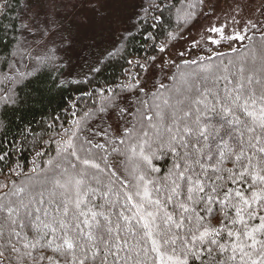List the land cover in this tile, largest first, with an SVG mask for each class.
<instances>
[{"label":"snow or ice","instance_id":"snow-or-ice-1","mask_svg":"<svg viewBox=\"0 0 264 264\" xmlns=\"http://www.w3.org/2000/svg\"><path fill=\"white\" fill-rule=\"evenodd\" d=\"M16 3L20 12L11 27L18 35L0 61L7 68L0 69V84L13 86L35 77L59 50L78 55L73 27L80 28L65 0ZM103 64L97 58L89 73ZM191 64L198 70L181 71L176 89L149 88L145 75L125 81L119 92L102 91L93 111L57 132L58 139L48 138L55 154L33 160L38 180L9 184L5 177L0 264H264V65ZM138 66L152 71L147 62ZM20 103L14 87L0 91V107ZM97 114L115 120L114 134L105 130L103 142L84 134ZM7 123L0 119V129ZM160 160L164 166H156Z\"/></svg>","mask_w":264,"mask_h":264},{"label":"trees","instance_id":"trees-1","mask_svg":"<svg viewBox=\"0 0 264 264\" xmlns=\"http://www.w3.org/2000/svg\"><path fill=\"white\" fill-rule=\"evenodd\" d=\"M205 2L206 0H203L202 4L200 0H142L133 10L127 29L117 36L109 49L108 46L97 50L89 47L81 49L76 44L78 55L68 54L63 50L57 51L56 59L51 64L39 67L36 76L30 77L23 84L17 86L0 84V91L5 86L9 89L14 87L15 95L21 100L14 108L0 107V119L8 122L6 128L0 129V154L4 152L9 154L5 161H0V183L6 182L5 177H8L9 184L26 182L28 177L33 181L38 180L39 177L31 172L33 160L45 162L49 156L55 154L56 145L48 138L51 136L58 139L57 132L73 128L84 113L93 111L99 104V93L102 91L119 92L121 84L125 81L132 84L137 79L143 81L145 75L150 78L155 70L145 73L138 65L147 62L152 69L153 64L155 65L164 55V52L159 51L160 47L164 46L166 51L175 41L183 38L203 14ZM150 4L159 6L149 7ZM190 5L195 7L192 8ZM0 10H2L0 11V61H2L8 54L11 42L18 35L11 25L15 23L13 17L20 12V8L16 0H0ZM152 17H156L158 23ZM169 34H173L175 39H170ZM233 49L213 55L202 53L188 60V65H185L184 61L172 63L168 68L162 69V73L161 71L157 73L151 82L148 78V87L163 83L169 89L179 88L181 71L188 73L198 70L197 65L191 64L192 60H196L198 64L203 62L205 65L227 64L230 60L243 61L259 69L264 65V26L259 30L252 29L247 38L237 42ZM109 51L114 55L109 57L107 55ZM97 58L104 60L102 66L98 65L101 70L89 73V64ZM129 60L134 63L129 64ZM160 68H163V65ZM0 69L7 71L2 63ZM126 95L131 102H135L136 95L133 92ZM213 118L219 119L214 115ZM109 124L113 126L111 129L108 128ZM114 129V119L110 120L104 115L97 114L88 121L84 134L93 138L95 142H103L105 130L111 135L114 134ZM39 138H43L45 143L39 144ZM37 149L44 155L36 157ZM113 163L120 171L124 170L125 165L121 160H115ZM155 163L156 166H164L163 160ZM17 165L19 168H16ZM9 167L27 173V176L14 175L9 171Z\"/></svg>","mask_w":264,"mask_h":264},{"label":"rangeland","instance_id":"rangeland-1","mask_svg":"<svg viewBox=\"0 0 264 264\" xmlns=\"http://www.w3.org/2000/svg\"><path fill=\"white\" fill-rule=\"evenodd\" d=\"M141 1L91 0L81 4V0H65L68 4L65 11L71 13L70 20L74 26H80L78 32L73 27L76 44L81 49L89 47L97 50L107 46L109 49L117 36L127 29L133 10ZM73 4L76 5L75 10L72 9ZM262 26L264 0H206L203 14L183 38L175 41L164 52L152 68L155 71L149 81L162 69L177 61H188L202 53L213 55L230 51L240 41L230 40L228 37L239 34L246 39L252 29L259 30ZM213 28L223 29V32H212ZM213 40L218 43H211ZM162 65L163 68H160Z\"/></svg>","mask_w":264,"mask_h":264}]
</instances>
